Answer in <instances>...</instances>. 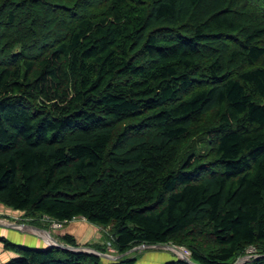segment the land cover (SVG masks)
Returning a JSON list of instances; mask_svg holds the SVG:
<instances>
[{
    "label": "trees",
    "instance_id": "trees-1",
    "mask_svg": "<svg viewBox=\"0 0 264 264\" xmlns=\"http://www.w3.org/2000/svg\"><path fill=\"white\" fill-rule=\"evenodd\" d=\"M0 203L119 254L264 264V0H0ZM0 242L3 264H136Z\"/></svg>",
    "mask_w": 264,
    "mask_h": 264
},
{
    "label": "rangeland",
    "instance_id": "rangeland-1",
    "mask_svg": "<svg viewBox=\"0 0 264 264\" xmlns=\"http://www.w3.org/2000/svg\"><path fill=\"white\" fill-rule=\"evenodd\" d=\"M72 228H74L73 230H78V232H81L79 234L80 236L76 238L77 240H75V238H73L66 231ZM17 230H37V232L45 235V239L43 242V245H45V247L49 245L61 244L63 246L70 247L74 246L91 248L95 251H97V247H101L104 249V252L101 253L108 255V257L100 256L101 260L105 263L116 262L119 259L123 260L128 258H135L136 264H164L167 261L179 257V254L176 251L185 254V250H188L187 247L183 245L168 243L163 247H153L152 245H150L149 247L142 248L140 247V245H137L128 249L124 253L119 254L113 246V239L109 233V227H103L97 224L89 223L80 217L63 223L49 220L46 217L34 218L26 214L24 211L14 210L0 203V233L2 231L5 235L4 238L12 243L25 245L18 243L15 239H13L16 234L15 231ZM89 232H91V238L87 237ZM64 235H70L74 239L75 245L66 243L63 240ZM167 245L173 246L175 249L171 250L167 247ZM29 247L36 248L34 246ZM11 252L13 253V255L10 256V258L13 256H17L16 253H14L13 251ZM245 252L246 255H242L237 258L234 264H241L242 262H244L250 257V255L255 253V249L249 247L245 250ZM189 255H187V257H189ZM112 256H118V258H114Z\"/></svg>",
    "mask_w": 264,
    "mask_h": 264
},
{
    "label": "crops",
    "instance_id": "crops-1",
    "mask_svg": "<svg viewBox=\"0 0 264 264\" xmlns=\"http://www.w3.org/2000/svg\"><path fill=\"white\" fill-rule=\"evenodd\" d=\"M73 229L74 228L68 229L66 231L73 238H75V240H77L76 238H78L80 236L79 234L81 232H78V230H73ZM15 233H16L15 236L14 237L12 236V237L18 243L25 244V245H28V246H34L36 248L45 247V245H43V242H44V239H45V237H44L45 235L37 232V230H19V231L17 230V231H15ZM0 236H3V237L5 236L2 231L0 233ZM87 237L91 238V232L88 233ZM12 255H13V253L10 250L5 249L3 247V244H1V242H0V264H3L4 262H6V260H8L10 258V256H12ZM112 257L118 258V256H112Z\"/></svg>",
    "mask_w": 264,
    "mask_h": 264
},
{
    "label": "water",
    "instance_id": "water-1",
    "mask_svg": "<svg viewBox=\"0 0 264 264\" xmlns=\"http://www.w3.org/2000/svg\"><path fill=\"white\" fill-rule=\"evenodd\" d=\"M56 246H59V247H61V248H63V249H66V250H71V251H87V252H91V253H95V254H97V255H99V256H106V257H108V255L107 254H104V253H101V252H98V251H95V250H93V249H91V248H86V247H70V246H63V245H61V244H57ZM150 245H147V244H141L140 245V247H142V248H145V247H149ZM153 247H163L164 246V244H155V245H152ZM166 246V245H165ZM167 247L168 248H170L171 250H174L175 248L173 247V246H168L167 245ZM178 254H179V256L181 257V258H183L184 260H186V261H188V262H191L190 260H189V257H187V256H185L184 254H182L181 252H179V251H176Z\"/></svg>",
    "mask_w": 264,
    "mask_h": 264
},
{
    "label": "built area",
    "instance_id": "built-area-1",
    "mask_svg": "<svg viewBox=\"0 0 264 264\" xmlns=\"http://www.w3.org/2000/svg\"><path fill=\"white\" fill-rule=\"evenodd\" d=\"M83 219V218H82ZM185 254V256H187V255H189V251L188 250H185V252H184ZM183 254V253H182Z\"/></svg>",
    "mask_w": 264,
    "mask_h": 264
}]
</instances>
